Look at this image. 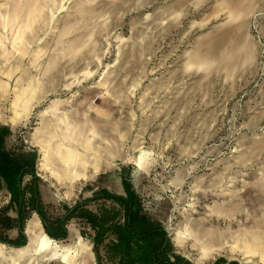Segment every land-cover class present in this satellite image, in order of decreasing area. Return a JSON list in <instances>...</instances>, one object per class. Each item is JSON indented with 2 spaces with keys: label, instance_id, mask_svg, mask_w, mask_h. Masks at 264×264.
Returning a JSON list of instances; mask_svg holds the SVG:
<instances>
[{
  "label": "rangeland",
  "instance_id": "374dc122",
  "mask_svg": "<svg viewBox=\"0 0 264 264\" xmlns=\"http://www.w3.org/2000/svg\"><path fill=\"white\" fill-rule=\"evenodd\" d=\"M0 124L36 150L49 219L126 179L175 253L264 264V0H0ZM66 226L31 211L0 264H96ZM214 226L260 237L199 247Z\"/></svg>",
  "mask_w": 264,
  "mask_h": 264
},
{
  "label": "trees",
  "instance_id": "16d2710c",
  "mask_svg": "<svg viewBox=\"0 0 264 264\" xmlns=\"http://www.w3.org/2000/svg\"><path fill=\"white\" fill-rule=\"evenodd\" d=\"M11 129L0 124V192L6 190L9 199L0 207V229H17V237L0 235V242L21 246L26 242L23 232L31 211L39 216L44 231L56 240L67 236V222L75 217L92 230L90 240L96 264H193L172 249L164 226L144 210L137 192L122 179L123 193H115L104 186L92 195L64 206L63 214L49 219L43 207L36 174L37 152L8 145ZM27 177V180H25ZM102 200L95 208L90 202ZM9 210L13 215L9 214ZM211 264H240L237 260L216 258Z\"/></svg>",
  "mask_w": 264,
  "mask_h": 264
},
{
  "label": "bare ground",
  "instance_id": "6f19581e",
  "mask_svg": "<svg viewBox=\"0 0 264 264\" xmlns=\"http://www.w3.org/2000/svg\"><path fill=\"white\" fill-rule=\"evenodd\" d=\"M204 224L205 223H209L208 221H203ZM33 223V222H32ZM32 223L30 225H32ZM34 225V223H33ZM238 235H241V240H243V242H251V243H258V238L257 237H260V235H251L249 234L248 232H241L240 234H234L230 231H228L227 229H219L218 227H215L214 226V229H213V234L208 237V236H205L204 238L201 236V238H199L198 240V246L201 247L203 245V243L205 244V242H207L209 240L210 243H213L217 246H221L224 241H227L228 239H232L234 238L235 236H237L239 238ZM204 239V240H203ZM195 244V243H194Z\"/></svg>",
  "mask_w": 264,
  "mask_h": 264
}]
</instances>
